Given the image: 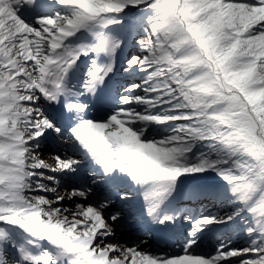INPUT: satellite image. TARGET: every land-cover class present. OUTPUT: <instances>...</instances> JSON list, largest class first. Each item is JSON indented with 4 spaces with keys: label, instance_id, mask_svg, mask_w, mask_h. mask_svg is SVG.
<instances>
[{
    "label": "snow or ice",
    "instance_id": "1",
    "mask_svg": "<svg viewBox=\"0 0 264 264\" xmlns=\"http://www.w3.org/2000/svg\"><path fill=\"white\" fill-rule=\"evenodd\" d=\"M201 178L223 215L180 206ZM134 197L179 252L117 238ZM0 264H264V0H0Z\"/></svg>",
    "mask_w": 264,
    "mask_h": 264
},
{
    "label": "bare ground",
    "instance_id": "2",
    "mask_svg": "<svg viewBox=\"0 0 264 264\" xmlns=\"http://www.w3.org/2000/svg\"><path fill=\"white\" fill-rule=\"evenodd\" d=\"M128 50H126V52H127ZM119 62V61H118ZM132 80H133V77H130L128 74L126 75V77L122 80V83H125V82H132ZM119 91V90H118ZM121 91V90H120ZM119 91V92H120ZM115 98V97H114ZM57 144V143H56ZM58 145H60V144H58ZM54 147H52L51 146V144H50V142L49 141H45L44 143H43V145H42V148H41V152H42V155H43V158L44 159H46V160H48L50 163L52 162V159H51V157L52 156H50L49 155V153H48V151H47V149L48 150H50V149H53ZM197 181V180H196ZM196 181H187L186 183H185V185H184V187H183V189H182V193H184L185 191H187V190H189L190 188H192V186H195V185H197L198 187H200V189L201 190H199V193L200 194H207L208 195V197H209V195H210V191H211V184L210 185H206V184H202V185H200L199 186V184H195L196 183ZM182 193H181V196L178 198L179 199V204H180V206L181 207H185V205H184V199H183V196H182ZM185 195V194H184ZM192 198H194L195 196H191ZM132 200L133 201H135V203H136V205H139L140 204V198L139 197H134V198H132ZM187 202V201H186ZM208 200L206 199V198H203V199H198V200H195V201H191V205H189V206H187V207H185V208H189V209H193L194 207H197L198 209H201L199 212H197L196 211V213H199L200 215H204L206 212H207V209H205V207H206V205L208 204ZM135 207V205L133 206V208ZM139 209V208H138ZM216 211H218V212H210L208 215H223L221 212H219V209H217ZM206 215V214H205ZM184 219V218H183ZM184 220H187V219H184ZM187 223V222H186ZM222 226H224V225H219V226H215V227H218V228H221ZM214 227V228H215ZM213 228V229H214ZM213 229H212V231H213ZM171 230H172V228H171ZM211 231V232H212ZM210 232V231H209ZM218 232V231H217ZM216 231H213L210 235H212L213 233L215 234L214 235V237L215 236H218V237H221V236H223V235H226V237H229L230 236V234H228L226 231H224L223 229L220 231V232H218L217 233ZM206 233H208V232H205V234ZM241 236V235H239V234H235V236ZM205 236V235H204ZM225 237V238H226ZM139 237H137L136 239H138ZM217 241H220V238H217ZM185 242V241H184ZM208 242V239L207 238H203V243H202V247L204 248V249H206V250H212L213 248H207L205 245H206V243ZM227 242L228 243H230L229 242V239L227 240ZM231 244V243H230ZM233 244V243H232ZM231 244V245H232ZM177 247H178V245H177ZM232 247V246H231ZM234 248H240V246L239 245H235V246H233ZM180 251V250H179Z\"/></svg>",
    "mask_w": 264,
    "mask_h": 264
},
{
    "label": "rangeland",
    "instance_id": "3",
    "mask_svg": "<svg viewBox=\"0 0 264 264\" xmlns=\"http://www.w3.org/2000/svg\"><path fill=\"white\" fill-rule=\"evenodd\" d=\"M120 78H125L126 77V73H124L123 71H120V76H119ZM136 82H139L138 81V78L136 79ZM128 84V82H125V83H123V85L121 86V88L120 89H123V86H126ZM49 142H50V144H51V146L52 147H54V151H52V149H50V150H48L47 149V151H48V153H49V155L50 156H52V154L54 153V152H59L60 150H61V147H60V145H57L56 143H58L59 141H56L54 138L53 139H50L49 140ZM196 181V180H195ZM195 184H199V185H202V184H206V185H210V184H212V180H211V178H201V179H198L197 181H196V183ZM198 188V187H197ZM198 190H200V187L198 188ZM188 221V220H187ZM189 222V221H188ZM189 228H191V225L189 224ZM117 231H118V229H117ZM118 233L119 232H117V235H118ZM205 234V233H204ZM207 235V234H206ZM205 237V236H204ZM235 241L236 240H239V241H241V242H244V243H246V240L244 241V240H242V237H240V238H236L235 237V239H234ZM234 241V242H235ZM216 245H219V242L218 243H215ZM230 246H235L234 244H232V245H230ZM241 247H244V246H241Z\"/></svg>",
    "mask_w": 264,
    "mask_h": 264
}]
</instances>
